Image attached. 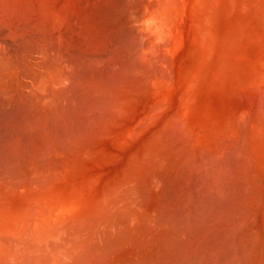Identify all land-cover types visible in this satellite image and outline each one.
Listing matches in <instances>:
<instances>
[{"label": "bare ground", "instance_id": "6f19581e", "mask_svg": "<svg viewBox=\"0 0 264 264\" xmlns=\"http://www.w3.org/2000/svg\"><path fill=\"white\" fill-rule=\"evenodd\" d=\"M68 1L0 0V102H4L0 104L18 105L13 111L17 114L11 115L10 132L2 138L3 129L0 135V264H264V216L259 220L255 206L257 214L251 211L262 200L260 175L257 182L245 180L244 190L234 181L243 191L238 198L247 200L239 199L242 203L236 209L226 205L224 213L218 210L224 215L216 211L220 216L213 218V226L210 218L198 233L194 232L200 222L184 236L186 228L180 234L169 225L182 216L187 224L188 218H194L201 171L208 172L206 165L215 158L221 162L217 152L222 147L212 146L221 150L204 154L217 157L207 163L204 156L205 165L200 164L199 134H192L198 124L195 131L190 128L189 114L181 118L187 112L180 116L174 100L176 106L169 101L149 103L147 111L130 116L131 99L148 92L150 78H142L150 71L138 66L142 72H137V64L132 67L137 71L130 68L135 63L130 58H135L145 38L147 26L144 31L136 29L143 11L132 15L130 0ZM176 10L177 14L180 8ZM209 17L205 18L209 21ZM162 33L163 38L168 36ZM187 95L183 105L192 103ZM204 147L203 151L211 149ZM198 164L205 166H199V176ZM214 172L207 175L217 177Z\"/></svg>", "mask_w": 264, "mask_h": 264}, {"label": "rangeland", "instance_id": "374dc122", "mask_svg": "<svg viewBox=\"0 0 264 264\" xmlns=\"http://www.w3.org/2000/svg\"><path fill=\"white\" fill-rule=\"evenodd\" d=\"M69 1H73V0H69ZM80 1L84 2V3L86 2L85 0H80ZM143 1L142 0H135V2H134V0L133 1L130 0V7H131L130 12L132 15L134 14L133 12L139 11V10H140V12L143 11V13H144V14H142L143 20L140 22L143 27L139 23L138 25H140V27L137 26L138 28L136 27V29L144 31L146 26H147V28H146L147 32H146V30L144 31V33L141 31L144 34V37H145L144 40L142 37L143 36L142 33L138 30L139 34H141V37H142L141 39L144 41L143 42L144 44H143L141 39H140V44L141 43L142 44L140 45L139 50L140 51L142 49L143 50L141 53H139L140 51L138 50L137 53H135V58L134 57L130 58V62H135V63H133V65L130 63V68H131V70H133V69L136 70V68H132V67H134L137 64L136 65L137 69H138V66H140L141 70L144 68L143 69L144 71L142 70L143 72H147L146 70H148V72L150 71L149 74H147V76H145V73H144V76H142V78H145V77L149 78L150 77L152 80L149 78V84L147 87L148 92L147 93L142 92V93L134 94L133 98L131 99V103H130V116H133L136 114L140 115V113L147 111L149 108V103L162 101L163 104H167L169 102H171V104L175 105V106L178 104L176 106V109H177L176 112H178L179 110H180L179 113H181L183 111H184L183 113L187 112L185 114V117L182 116L183 113H181V115L179 114L180 116H182L181 118L184 119V118H186V115L189 114L188 117L186 118V119H188L187 121L189 122L188 126L190 128H193V130L195 131L194 127H195V125L198 124L196 127L197 132L195 131L194 133H192L191 132L192 129L189 131V133L187 132L188 134H191V133L195 134V135L199 134L198 137L196 138V144L198 145V146L196 145V148L199 147V148L204 149L205 148L204 146H206V145L207 146L210 145V147H211V149H209L208 152H207L208 149L206 151H203L201 149L200 152H203V154L202 153L199 154V152H198L199 148L197 149L196 153L198 152L197 154L199 156H202V159H200V161H201L200 164L205 165L203 162L207 161V163H208V160L211 161V160H214L211 158L217 157V155L216 156L214 155V157H213V155H211L212 156L211 158L207 157V156H209V155H207V153L209 154L210 150L215 151V149L218 148V147H212V146H216V145L219 146L220 145V147H222L221 149L223 151L225 150L224 152H221L222 150L219 149L221 151L218 153L217 152L218 149H216L217 154L220 155V156L219 155L218 156L223 158L221 160V162H219V163H221V165L217 162L218 158H215L214 162L213 161L210 162V163L214 164V166H215L214 171H216V172H214V171L213 172L217 173L216 174L217 177H218V174L220 175L218 178L219 180L215 179V178H217L216 176L214 178L213 177L211 178L207 175L208 173H210L209 174L210 176L215 175L211 171L213 169V166H211L212 164L209 163L210 164L209 166H211V168L208 165H206L207 166L206 169L208 170V172L206 170L201 171L202 169H200V168L202 166L199 164L197 166L199 171L196 168V171H197L196 173H198L197 174L198 176L201 172L204 173V174H202V173L200 174L202 176V179L204 180V183H203L202 179H199L200 180L199 185H198V187H200L198 189L199 195H195V198L193 199V203H195L196 206H198L197 208H198V210L200 209L199 210L200 213L201 212L203 213L202 217L199 215L200 214L199 211H198L199 214L196 212L197 208L195 206L196 209L194 210V213H196L198 215L193 214L194 218L192 216L190 218H188V222H189L188 224L185 222V221H187V220H185L186 218H184L185 216L181 217L182 220L178 219V222L180 221V225H179L180 228L177 226L179 224L178 222H176L174 225L172 223H169V225H171L170 226L171 228H173L177 231L179 230L178 232L179 233L181 232L182 234H184L183 231H185V228H186V233H187V231L191 230L192 228L193 229L197 228V226L201 224L200 225L201 228L199 226L198 227L199 229H195L196 232H194V233H198L200 231V229L202 230V226L204 228V226L208 225V221L210 218L213 221V224H212V226H213L215 217L218 218L221 214H223L225 212L224 209H225L226 205L228 208L229 207L234 208V206H235V209H236V206L239 207V204L241 206L242 201L244 203V201L247 200L246 196H245V198L243 197L245 200L243 198H242L243 199L242 200L240 197L241 194H239L240 198H238L237 193H242L243 191L237 190L238 187L235 186L236 182L234 183V181L236 179L238 180L236 185L241 184L240 189L244 190L243 187H245L246 183H248V182L244 183L245 180L249 181L250 179L253 180V178H254V181L256 180L255 182H257V180L261 176L262 177V179H261L262 180V186L261 187L263 189V194H264V184H263L264 183V177H263L264 176V169H263L264 168V166H263V164H264V157H263L264 156V153H263L264 152V150H263L264 149V123H263V121L264 120L261 119V118L264 119V106H263L264 105V96H263L264 95V0H212V1L211 0H205L206 3H203L204 1L201 2V0H199L200 2H195V0H192V2H191V0H143ZM132 2L134 3L135 7L133 6ZM173 2H175V3H173ZM193 2L195 4H193ZM197 3H199L201 5H198ZM211 4H213V5H211ZM194 5H195V8H193ZM211 7L213 10L211 9ZM178 8H180V11L178 10V13L176 14V12H177L176 9H178ZM187 8L188 9L191 8L190 13H194L193 15L195 18L194 17L191 18L192 14H189V11ZM131 9H133L134 11ZM144 9H146V10H144ZM191 10H192V12H191ZM173 11H176V12L174 13ZM172 15H174L175 18H173ZM207 15H209V16L212 15L211 19ZM171 17L174 19L173 23H171L172 22ZM205 17H209L210 20L208 21V18H205ZM130 18H132V16H130ZM200 19H203L205 21L203 22V20L201 21ZM144 20H145V23L143 22ZM155 21H158V22L156 23ZM207 21H208V23H207ZM190 22L193 24H191ZM148 23L150 26L152 25L151 27H153V30L151 29L150 26L148 27ZM143 24H145V25H143ZM164 24L166 26V30L163 26ZM204 25H205V27H204ZM191 27H193V28H191ZM142 28H144V29H142ZM150 30L152 32H150ZM164 30H165V33H164ZM158 31H159V33H160V31H161V33L163 31L164 34L162 33V35L165 36V34H166L168 36H166V38L165 37L163 38V36H160L161 34L159 35ZM206 32H207V34L204 35ZM148 33H150V34H148ZM168 33L169 34L171 33L170 34L171 36ZM152 34H154V36ZM155 34L158 36H155ZM243 34H245V35H243ZM202 35H204V37ZM146 37H147V39H146ZM197 38H198V40H197ZM158 39H160V40L162 39L164 41H160ZM176 39L178 40V42L176 41ZM156 40H158V42H156ZM174 40L177 42V44H175ZM145 41H146V44H145ZM194 42L196 44H194ZM180 43H181V45H180ZM174 45L175 46L177 45L176 46L177 48ZM179 45H180V48L178 47ZM156 46H158V47H156ZM210 46H211V48L209 49ZM151 47H153V48L151 49ZM145 48H146V51L144 52ZM211 51L213 53H211ZM149 52L151 53V55L150 54H148L149 56L146 55ZM152 53H154V54H152ZM208 53H209V55H208ZM140 54H142V55H140ZM210 54H211V56H210ZM139 56H140V58H139L140 60L136 59ZM141 57H142V62H141ZM141 70L138 69V71L137 70L136 71L140 72ZM151 70H152V72H151ZM150 73H151V75H152V73L156 74V75H152V76H154L152 78ZM194 75H195V77H193ZM130 76L133 77V75H130ZM157 76H159V77L157 78ZM133 78H135V76ZM191 78L192 79L194 78L193 82L189 81V79L192 81ZM187 83H189L190 86ZM191 83L193 85H191ZM185 84H186V86L188 85V89L186 86H184ZM184 87H186L188 92H184V90H185V89H183ZM261 92H263V93H261ZM181 93H183V94H181ZM187 93H190V97L187 95ZM184 95L185 96L187 95L189 97V98L187 97V99H186L188 102L189 101L192 102V103L186 104V105H188V107H186V105H183V103L185 101ZM193 96H194V98L191 99ZM180 97H181V99H179ZM163 98H164V100H163ZM257 98L258 99L260 98V99L257 100ZM171 100L176 101L177 104H174L173 103L174 101L172 102ZM165 101H166V103H164ZM2 102L3 101H1L0 103H2ZM9 102H11V101H9ZM261 102H262V104H261ZM181 103H182V105H181ZM258 103H259V105H258ZM189 104H190V106H189ZM193 104L196 106H193ZM0 105L2 106V107L0 106V125H5V126L7 125L6 126L7 128H5V126H1L2 128H0V135L3 134V132H6V133H4L3 136H1L2 138L3 137L5 138L8 134V132H10L9 129H11V128H9L8 126H9V123L12 121V116L14 117L17 114V113L13 114V111L15 112V110H16L15 108H17L18 105H17V103H13L10 105V103L8 104V101H6V104H0ZM6 105H9V106L7 107ZM232 105H234L235 108ZM179 106H185L186 110H183V107H180V109H179ZM232 108H234V109H232ZM194 111L196 112V114ZM246 111H248V112H246ZM190 112H193V113H190ZM244 112H245V114H243ZM233 113H235V114H233ZM246 114H248V116ZM254 115L255 116L258 115V116H256L257 118ZM239 116H242V118ZM245 117H249L248 119L250 121L248 119H246ZM138 118H139V116H138ZM236 118H237V120H236ZM251 118L254 121H252ZM9 119H10V121H9ZM238 119H239V121H238ZM260 119H261V121H260ZM7 121H9V122H7ZM183 121H186V120H183ZM183 121L181 119V122H183ZM250 122H252V126H251ZM184 123L185 122H183L182 124H184ZM243 124H244V126H242ZM248 127H249V129H248ZM241 128H242V130L244 129L245 131L244 130L242 131ZM258 129H259V131H258ZM2 130H3V132H1ZM219 130H220V132H219ZM226 132H227V134H225ZM228 133H230V134H228ZM228 135H229V137H227ZM215 136H217V137L215 138ZM219 136H221V137H219ZM233 137L234 138L236 137V140L233 139ZM222 138L224 139V141ZM182 139L185 140L184 137ZM245 139H247V140H245ZM200 140H202V141H200ZM206 140H207V143H203V142H206ZM208 140H209V143H211V142L212 143L208 144ZM210 140H211V142H210ZM225 140L228 143H226ZM229 140H231L230 145H229ZM233 141H234V143H232ZM247 141L249 144L247 143ZM241 142H242V146H240ZM235 145H236V147H235ZM243 145L246 148H244ZM242 147H243V149H240ZM212 148H214V150ZM236 148H238V149H236ZM248 148H252V150L251 149L248 150ZM233 149H236V151ZM245 149H247L248 152ZM241 150H243V151L245 150V151L242 153ZM229 151L232 154L229 153ZM239 152H240V154H239L240 156L238 155ZM204 153H206L207 156ZM211 153L216 154L215 152H210V154ZM220 153H222V154L225 153L224 154L225 156H222ZM245 153L248 155H246ZM252 154H254L256 157L255 156L253 157ZM204 156H206V159L204 158L205 160H203ZM250 156H251V158L249 159ZM202 160H203V162H202ZM250 160H252V161H250ZM247 161H248V163H247ZM215 162H217L219 167H221L222 169L218 168V165L216 166ZM257 163H258V165L256 166ZM248 164H250V165L252 164V166L249 165V167H250L249 168ZM241 165H243V166H241ZM245 165H246V167H245L246 169L244 168ZM199 166H201V167L199 168ZM235 166H236V168H235ZM255 166H256V168H255ZM202 168L205 169V166ZM243 168L245 169V171ZM240 169L242 170V172ZM261 169L263 171H261ZM238 171H240V173ZM205 172H206L207 180H206ZM239 174L241 175L240 177H239ZM246 174H247V176H245ZM201 176H200V178H201ZM203 176L205 179L203 178ZM208 177L210 180H208ZM211 179H213L214 182H212L213 180H211ZM239 179L242 181L240 182ZM251 180H250V182H252ZM200 183H202L203 188H202V186H200ZM207 184L208 185L210 184L209 185L210 187H208ZM219 185L221 186L222 192H221ZM207 187H208V189H207ZM217 187H218V189H217ZM205 189H207V190H205ZM223 190L225 191V193H223ZM226 194H227V196H226ZM263 194H262V198H261L262 200H260L261 202L259 204H257V202H255L257 205L254 203L253 208H251L252 205L250 207L253 216L256 213V210L258 209L257 211L259 214H257V213L256 214L259 217L257 215L256 216L259 218V220H260L261 215H262V217L264 216V200H263L264 195ZM229 197H230V199H229ZM235 198L237 200H235ZM239 199L242 201H240ZM235 201H238V203L237 202L235 203ZM239 201H240V203H239ZM254 206H255L256 210L254 209ZM222 207H223V209H222ZM227 207H226V210H227ZM218 210L220 212H223V213L220 214ZM253 210L255 211V213ZM216 211H218L217 214H220V215L215 214ZM195 215L197 217H195ZM211 215L212 216L215 215V216L212 217ZM257 217H256V219H257ZM262 217H261V221H263L262 219L264 218V217L263 218ZM205 220L207 221V224L204 223V222H206ZM190 222H192L193 224H191ZM195 222H197V223H195ZM199 222H200V224H198ZM181 223H183V224H181ZM186 224H187V226H186ZM191 225H193V226H191ZM176 226L178 227V229ZM181 228H184V230L183 229L181 230ZM195 230H192V232ZM194 233H191L190 236H192V234H193V236H195ZM188 234L189 233H187V235H184V236H188ZM185 238H184V240H185Z\"/></svg>", "mask_w": 264, "mask_h": 264}]
</instances>
